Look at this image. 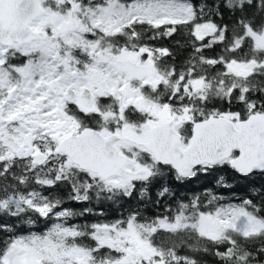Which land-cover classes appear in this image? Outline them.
I'll list each match as a JSON object with an SVG mask.
<instances>
[{
    "label": "snow or ice",
    "instance_id": "6c2138e0",
    "mask_svg": "<svg viewBox=\"0 0 264 264\" xmlns=\"http://www.w3.org/2000/svg\"><path fill=\"white\" fill-rule=\"evenodd\" d=\"M0 264H264V0H0Z\"/></svg>",
    "mask_w": 264,
    "mask_h": 264
}]
</instances>
